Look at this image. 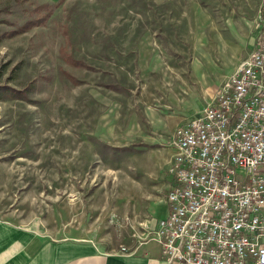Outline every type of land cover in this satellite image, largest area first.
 I'll return each mask as SVG.
<instances>
[{"label": "rangeland", "instance_id": "374dc122", "mask_svg": "<svg viewBox=\"0 0 264 264\" xmlns=\"http://www.w3.org/2000/svg\"><path fill=\"white\" fill-rule=\"evenodd\" d=\"M58 1L0 0V218L131 251L165 215L174 129L251 51L264 0H63L9 35Z\"/></svg>", "mask_w": 264, "mask_h": 264}, {"label": "built area", "instance_id": "2783aa9c", "mask_svg": "<svg viewBox=\"0 0 264 264\" xmlns=\"http://www.w3.org/2000/svg\"><path fill=\"white\" fill-rule=\"evenodd\" d=\"M238 65L172 134L167 215L152 236L168 264H264V25Z\"/></svg>", "mask_w": 264, "mask_h": 264}, {"label": "crops", "instance_id": "0c3cea01", "mask_svg": "<svg viewBox=\"0 0 264 264\" xmlns=\"http://www.w3.org/2000/svg\"><path fill=\"white\" fill-rule=\"evenodd\" d=\"M163 205L165 215L158 219L156 228L167 215V200ZM116 252L90 239L55 241L0 218V264H168L159 244L153 240L133 248L128 254Z\"/></svg>", "mask_w": 264, "mask_h": 264}, {"label": "trees", "instance_id": "16d2710c", "mask_svg": "<svg viewBox=\"0 0 264 264\" xmlns=\"http://www.w3.org/2000/svg\"><path fill=\"white\" fill-rule=\"evenodd\" d=\"M63 0H59L56 4H51V5H41L39 6V9H37L36 13H38V15H36V17H32L30 18V20L26 21L23 23V25L19 28H17V30L12 31L9 33V35H16V34H21L24 31L30 30L32 27H37L38 25H42L46 22V20H48V18L51 16V11L52 9H54L59 3H61ZM40 11L44 12L43 14L40 13ZM63 53L60 54L61 57H63L64 62L68 65H71L73 67H77V68H86L87 65L80 60H76L71 53H65V50H62ZM66 78L71 80L72 82H75L73 76L71 75H66ZM76 84V83H74Z\"/></svg>", "mask_w": 264, "mask_h": 264}]
</instances>
